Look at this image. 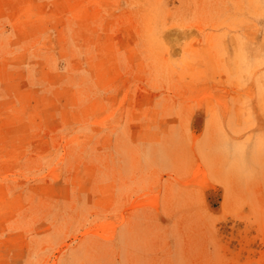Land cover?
I'll list each match as a JSON object with an SVG mask.
<instances>
[{
  "label": "rangeland",
  "instance_id": "1",
  "mask_svg": "<svg viewBox=\"0 0 264 264\" xmlns=\"http://www.w3.org/2000/svg\"><path fill=\"white\" fill-rule=\"evenodd\" d=\"M0 264H264V0H0Z\"/></svg>",
  "mask_w": 264,
  "mask_h": 264
},
{
  "label": "bare ground",
  "instance_id": "2",
  "mask_svg": "<svg viewBox=\"0 0 264 264\" xmlns=\"http://www.w3.org/2000/svg\"><path fill=\"white\" fill-rule=\"evenodd\" d=\"M202 123V122H201ZM202 126V125H201Z\"/></svg>",
  "mask_w": 264,
  "mask_h": 264
}]
</instances>
